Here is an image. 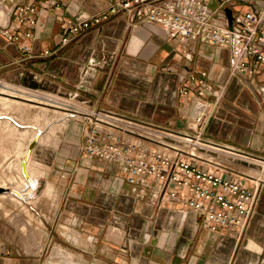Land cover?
Returning <instances> with one entry per match:
<instances>
[{"label":"crops","instance_id":"crops-1","mask_svg":"<svg viewBox=\"0 0 264 264\" xmlns=\"http://www.w3.org/2000/svg\"><path fill=\"white\" fill-rule=\"evenodd\" d=\"M119 1L124 0L8 3L10 10L34 6L37 25H19L16 13L10 20L0 14V80L178 131L187 129L191 102L206 83L203 97L213 110L205 138L264 160V100L257 93L264 86V68L253 78L232 75L229 47L204 38H170L159 25L127 12L92 25L61 46L68 20L89 19ZM222 2L209 0L211 22L219 26L226 25L227 8L237 18L252 6L264 7V0H234L221 8ZM8 21L21 43L3 33ZM25 32L32 38H25ZM46 51L50 55H43ZM189 73L197 80L183 96ZM71 130L77 133L64 156L39 143L31 153L41 173L35 185L27 177L32 195L19 196L16 204L0 197V264H52V256L42 253L55 239L79 250L81 257L75 256L73 264H264V182L246 233H213L176 201L157 205L134 196L120 166L86 158L85 131L79 133L74 124ZM234 178L242 179L238 174ZM49 186L54 187L51 195ZM18 217L28 224L24 232L38 230L47 234L44 240H20Z\"/></svg>","mask_w":264,"mask_h":264},{"label":"built area","instance_id":"built-area-1","mask_svg":"<svg viewBox=\"0 0 264 264\" xmlns=\"http://www.w3.org/2000/svg\"><path fill=\"white\" fill-rule=\"evenodd\" d=\"M232 1L223 0L221 8ZM13 2L0 0L1 16L10 20L16 13L19 25L34 28L36 8L16 5L7 9L8 3ZM123 12L159 25L170 38H204L214 45L229 47L232 75L253 78L260 67L264 68V7L252 6L242 17H234L230 29L228 18L225 26L211 22L213 9L209 0L119 1L89 19L68 20L61 46L72 43L92 25H101ZM2 29L10 41L21 43V36L12 32L16 28L10 21ZM23 35L32 38L31 32ZM21 48L29 50L24 44ZM196 80L194 73L187 74L181 95L187 96L189 84ZM207 89L206 83L200 85L191 102L187 129L183 131L91 110L76 102V112L83 117L85 127L83 153L86 158L119 165L137 198L157 205L176 201L195 212L209 231L243 236L255 210L261 183L234 178L238 173L227 164L241 158L240 154L248 155L205 138V127L213 110L212 103L203 97ZM257 93L264 100V86Z\"/></svg>","mask_w":264,"mask_h":264},{"label":"rangeland","instance_id":"rangeland-1","mask_svg":"<svg viewBox=\"0 0 264 264\" xmlns=\"http://www.w3.org/2000/svg\"><path fill=\"white\" fill-rule=\"evenodd\" d=\"M0 83L4 84V82L1 80H0ZM15 88L25 90L28 92H34V91H29V90H26L23 88H19V87H15ZM38 93H42V92H38ZM42 94L48 95L47 93H42ZM54 97L59 98V99H63L65 101H67L70 105H75V106L77 105V103L75 101H72L70 99H66V98L59 97V96H54ZM1 108H2V110H4L3 107H0V110H1ZM48 108L50 110L54 109L52 107H48ZM7 112L10 115L16 117L18 119L19 123L22 122L26 125H28V124L33 125L34 124L33 119L35 118L34 116L36 114L39 113V115H42V112H40V110H38V109L33 110V108H23V107L22 108H18V107L16 108L15 106H11L9 108V110H7ZM72 113L75 116L57 117L53 114V115H51L52 117L50 119L52 121L50 120L49 125L41 124L38 126V130L42 132V137L46 139L44 144H46V142H47L46 145L51 146L52 147L51 149L54 150V152L55 151L61 152L63 154V156L66 153L70 152V150L72 149V145L74 143L73 141L75 139V134L77 132H74L71 130V127L73 126V124L77 127V129H79L78 130L79 133H81L82 131H85V127H84V123H83V117L80 114H78L76 111H73ZM52 127H56V132L54 134H52V139L48 140V138L51 135V128ZM34 131L35 130L33 127H31L30 129L21 128L18 126L13 127L7 121L0 120V187L3 186V188H5V189L8 188L7 192H0V195L2 193L5 194V193H8L10 191L9 188H11V186H12L11 185L12 180H15L17 178L16 179V181H17L20 179V172L17 168L18 157H16L17 156L16 152L18 150L17 144L22 143L21 144L22 147H20L19 149H21V150L25 149L29 145V142L31 140L29 138H32ZM24 138L25 139L28 138V139L25 140ZM24 143H25V146H24ZM239 157H241V158L233 160V162L231 164H230V162H228L227 164L231 165V168L238 170V171H236V170L235 171L238 173V175L241 176L242 179L246 178L249 180H254L255 182L257 181L258 183L264 182V164L263 163L261 164V162H264V160H262L260 158H256V157H250V156H247V157L239 156ZM61 161H63V160H61ZM96 161L101 163V161H99V160H96ZM257 161H261V162L257 163ZM11 164H13V165H11ZM9 175H10V177H9ZM37 185L39 186V184H37ZM53 193H54V190H53ZM20 229L23 231V233L20 234L19 237L21 238L20 240H23V241L35 240V242H42L44 240V238L47 236L46 234H42V233H31L30 234L28 232H24L26 229L23 225L20 227ZM38 234H39V236H38ZM42 236H44V237H42ZM55 248H62V249L70 251L73 254L71 259L64 258L67 262L73 263L72 260L75 258V256L81 257V255L78 254L79 250H76V248H73V247L68 246L66 244L60 243L59 241H57V239H55V244L52 245L51 248L43 251V253H42L43 257L49 258V256H52L53 252L56 251ZM33 251L38 252L37 250H32L31 252H33ZM50 261H52V264H59L57 262L55 263V260L51 259Z\"/></svg>","mask_w":264,"mask_h":264},{"label":"bare ground","instance_id":"bare-ground-1","mask_svg":"<svg viewBox=\"0 0 264 264\" xmlns=\"http://www.w3.org/2000/svg\"><path fill=\"white\" fill-rule=\"evenodd\" d=\"M52 96L53 95H51V94L44 95V94L38 93V92H28V91H25V90H21V89L15 88V86H12L10 84H7L6 82H4V84L3 83H0V107H3L4 108V110H2V108L0 110V120L7 121L13 127L14 126L15 127L18 126V127L27 128V129H30L31 127H33L35 131H34V133L32 135V138H29V139H31L30 142H29V145L35 139L38 140V143L40 145H42V144L43 145H46L47 142H46V144H44V142L46 141V139L42 137V132L38 130V126L41 125V124H43V125H49L50 124V116L53 115V114L54 115L57 114L59 117H71V116H75L72 112L73 111H77V109H78L75 105H70L67 101H65L63 99L56 98L54 96L52 97ZM11 106H15L16 108L17 107L18 108H22V107L23 108H33V110L34 109H38V110H40V112H42V115H39V113H38V114H36L34 116L35 118L33 119V121H34V124L33 125H29V124L26 125V124H24L22 122L19 123V121H18V119L16 117L10 115L7 112V110H9V108ZM48 107H52L54 109L53 110L52 109L50 110ZM55 132H56V127H52L51 128V135L48 138V140L49 139L50 140L52 139V134H54ZM27 139H25V140H27ZM21 144H19V143L17 144L18 145V150L16 152L17 153V156L16 157H18L17 168H18V170L20 172V179L17 180V181H16L17 178L15 180H12V182H11V185L12 186H11V188H9L10 191L8 193H5V194L2 193L0 195V196H2L4 198H9L10 197V199H11L10 201L11 202H12V200L13 201H16L14 204L21 203L20 201H21V198L22 197H25V196H28V195H32L33 189H34L33 188V185L36 184L38 177L41 175V173L33 165L32 156L30 157L31 153L29 152V145L25 149L21 150V149H19L20 147H22ZM24 146H25V143H24ZM25 161H26L25 166H23V163ZM258 162H261V161H257V163ZM262 163L264 164V162H261V164ZM11 165H13V164H11ZM26 165H27V167H26ZM9 177H10V175H9ZM27 177H30V181H32V183H33L32 186L28 182ZM48 188H49L48 189V194L51 195L53 193L54 187L53 186H49ZM19 196L21 198H19ZM18 205H20V204H18ZM6 213H7V211H6ZM6 215H8V214H6ZM17 221L19 222V224H18L19 226H22V225L23 226H28V224L26 223V221H24L21 217H18ZM18 225H17V227H18ZM37 231L35 233H39V231L38 232ZM21 232H22V230H21ZM38 236H39V234H38ZM42 237H44V236H42ZM72 239H74V241H76L75 240V234H73ZM72 256H73V254L70 251L65 250V249H62V248H56V251L52 255V259L55 260V263L57 262L59 264H73V263L67 262L64 259V258L71 259Z\"/></svg>","mask_w":264,"mask_h":264},{"label":"water","instance_id":"water-1","mask_svg":"<svg viewBox=\"0 0 264 264\" xmlns=\"http://www.w3.org/2000/svg\"><path fill=\"white\" fill-rule=\"evenodd\" d=\"M225 13L227 15L228 21H229V28L232 29L233 28V22H234V17H233V11L229 8L225 9ZM38 145V140H34L30 143L29 145V152L32 153L35 148ZM26 161L23 163V166H25ZM8 189H5L3 187H0V192H7Z\"/></svg>","mask_w":264,"mask_h":264}]
</instances>
